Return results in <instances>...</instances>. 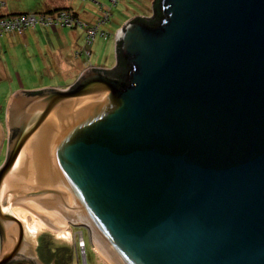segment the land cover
Here are the masks:
<instances>
[{
	"label": "water",
	"instance_id": "water-1",
	"mask_svg": "<svg viewBox=\"0 0 264 264\" xmlns=\"http://www.w3.org/2000/svg\"><path fill=\"white\" fill-rule=\"evenodd\" d=\"M160 8L118 29L123 73L11 98L0 264H45L46 240L72 264L71 233L29 231L19 201L86 230L111 264H264V0Z\"/></svg>",
	"mask_w": 264,
	"mask_h": 264
},
{
	"label": "rangeland",
	"instance_id": "rangeland-1",
	"mask_svg": "<svg viewBox=\"0 0 264 264\" xmlns=\"http://www.w3.org/2000/svg\"><path fill=\"white\" fill-rule=\"evenodd\" d=\"M48 1L49 0H6L5 7L7 6L6 11L18 10L20 13H22L25 12L22 10H27L25 12L27 13L28 11H32L36 8L40 9ZM72 1L75 4V8L80 11V17L83 22H87L85 18H87L88 16L89 18L91 17L93 19V22L95 21L94 25L91 26H97L96 24H99L101 22L100 19L105 16L103 10L108 9L107 11H112V13H110L109 21L99 27L109 33V38L105 39L104 37H101L99 35L100 37H97L93 42H91L92 45L88 46L87 41L85 39L86 33H84L83 29H79L80 32H82V34H80V48L75 50L74 52H70L69 54L66 53L68 57L71 56V58H73L75 63L78 62V64H80V61H83L84 65L90 67L94 66L102 69H113L117 64V55L115 53V36L117 34L118 29L122 28L130 19L134 18L135 16L151 17L154 15V8L152 7V3L155 0H116V2H114V0ZM41 27L43 26L25 28L23 29L21 34L19 32L13 31L12 33L3 32V34L0 35V120L2 119L3 122L1 124L0 121V127H2L3 130V141L1 144L3 148L0 146L2 149V151L0 152V167L6 162L9 150L7 149L10 139L9 127H7V104L14 96L15 92L19 90L37 91V89H48L49 87L56 89H59L61 87L60 89H66L68 88V86H70V84L72 85V83H65V78L67 77L68 79H70L72 71H70V69L69 72L56 69V64H58V62L64 65L66 63L64 58L57 57L55 55L58 51L56 50L58 46H55L53 44L51 35L46 34L45 38H40V43L44 47L42 55L37 47L35 50H33L32 53L30 47L25 46L24 44H21V46L18 47H11V44L9 45L8 37L6 36V34H15L16 36H23L26 31H34L37 28ZM43 28H52V31H55L53 29L56 28L65 29L63 27L61 28L58 26H45ZM68 29L70 28H66L65 30ZM89 52L91 53L90 56ZM67 59V63H70L69 61L72 62L70 58ZM3 114H6V116L4 117ZM19 202L22 203V201ZM31 220L32 219H30V221ZM67 229L68 231L73 232L75 236H77L76 245H78V243L82 240L79 236L81 233L80 231H85L83 236L85 237L84 240L87 247L85 258H87L88 264H107V261L105 260L106 258H104L92 246V243L90 242V236H88L86 230L79 227L75 228L69 223ZM73 246L76 247L75 244H73ZM78 251L79 253L76 256L75 249L73 248L71 258L73 264H78V261L80 264H83L85 260V258L82 257L79 248Z\"/></svg>",
	"mask_w": 264,
	"mask_h": 264
},
{
	"label": "crops",
	"instance_id": "crops-1",
	"mask_svg": "<svg viewBox=\"0 0 264 264\" xmlns=\"http://www.w3.org/2000/svg\"><path fill=\"white\" fill-rule=\"evenodd\" d=\"M3 1L6 3V0H3ZM7 5H8V3H7ZM6 9H7V6L4 9V11H3V13L6 14V15H11V14H13V15H15V14L16 15H22V14H24L27 11V10H22V11H25V12L20 13L18 10L6 11ZM58 9H63V10L69 9L70 11H73L76 15H79V18L81 19L80 11L75 8V4L73 3L72 0H49L40 9L36 8V9H33L32 11H28L27 13H29V14L30 13H32V14L33 13L40 14V13H44L46 11H56ZM14 12H18V13H14ZM85 20L87 21L86 23L89 25V27L91 25H94V23H95V21L93 22V19L91 17L89 18V16L87 18H85ZM96 25H99V24L97 23ZM56 29H53L55 31H52V28H43V27H41V28H37L34 31H28V32L26 31L23 34V36H19V35L16 36L15 34H12V35L11 34H6V36L8 37V43H9V45L11 44V47L12 46L13 47H18V46H21V44H24L25 46L30 47V50L32 51V53H33V50H35L36 47H37L39 49L41 55H42L43 51H44V47L40 43V38H45L46 34L51 35L53 44L55 46H58L57 49H56L58 51H57V53L55 55L57 57L64 58L65 63H66L64 65V64H61L60 62H58V64H56V69L57 70L60 69L61 71H66V72H69V69H70V71H72L70 79H68L66 77L65 78V83H67V84L72 83V85H73V83H76L79 80V77H81V74H83L84 71H86L87 69L91 68L90 66L84 65L83 61H80V64H78V62L75 63L73 58H71V56L68 57V55H66V53L69 54L70 52H72V51L74 52L75 50L80 48V45H79L80 44V39H81L80 34H82V32H80L79 29H81V28L74 29L75 31L74 30H70V29L65 30L66 28L65 29L56 28ZM99 29L103 30L102 28H99ZM77 30H79V31H77ZM103 31H105V30H103ZM38 37H39V39H38ZM97 37H100V36H97ZM85 39H86V36H85ZM116 45H117V43L115 42V53H116ZM88 46H89V44H88ZM29 55H31V54H29ZM90 55H91V53L89 52V56ZM67 58H70L72 60V62H74V63H72L71 61H69L70 63H67L66 62L68 60ZM92 67H94V66H92ZM99 67H101V66H99ZM68 87H70V86H68ZM49 88H51V87H49ZM62 88H65V87H62ZM10 101L8 103L9 105H10ZM8 104H7V106L9 107ZM6 114L5 115L3 114V116L5 117ZM0 121H1V124H2L3 123L2 119ZM72 247H73V245H72ZM73 248H75V247H73ZM21 264H23V263H21ZM27 264H29V263H27ZM72 264H73V262H72ZM78 264H80L79 261H78Z\"/></svg>",
	"mask_w": 264,
	"mask_h": 264
},
{
	"label": "built area",
	"instance_id": "built-area-1",
	"mask_svg": "<svg viewBox=\"0 0 264 264\" xmlns=\"http://www.w3.org/2000/svg\"><path fill=\"white\" fill-rule=\"evenodd\" d=\"M95 1V0H94ZM116 2V0H114ZM1 3V2H0ZM115 4V3H114ZM3 5V3H1ZM110 11H105V16L101 18V22L97 26H86L83 22L79 19L77 20L76 16L71 13V11L57 13L56 15H49V14H28V15H19V16H11V18H3L0 16V35L4 33H12L13 31L22 33L23 29L25 28H34L37 26L43 27H63V28H70V29H83L84 33H86V41L87 44L91 45V42L95 40L97 36H101L109 38L110 35L108 32L99 29L102 24L108 22L110 18ZM77 247L81 251L82 257L85 258L86 256V243L84 240H81ZM83 264L87 263V258H85Z\"/></svg>",
	"mask_w": 264,
	"mask_h": 264
},
{
	"label": "trees",
	"instance_id": "trees-1",
	"mask_svg": "<svg viewBox=\"0 0 264 264\" xmlns=\"http://www.w3.org/2000/svg\"><path fill=\"white\" fill-rule=\"evenodd\" d=\"M160 1L161 0H156L155 1V3H154V6H153V8H154V15L151 17V18H146V19H144V18H141V17H135V19H133V21L135 22V21H141V22H149L150 24H153V25H155V24H157V23H159L160 21H161V8H160ZM0 2L1 3H3V5H1V3H0V14H1V16L3 17V18H11V15H13V14H11V15H6V14H4L3 13V11H4V9L6 8L5 7V2L3 1V0H0ZM103 10V9H102ZM108 10V9H107ZM107 10H103L104 12L105 11H107ZM67 12V11H70L69 9H67V10H63V9H58V10H56V11H46V12H44L43 14H41V15H44V14H49V15H56L58 12L59 13H61V12ZM71 13H73L75 16H76V18H77V20L79 19V15H76L73 11H71ZM110 13H112V11H110L109 12V14ZM25 14H29V13H24L23 15H25ZM33 14H36V13H33ZM15 16H16V14H15ZM80 21L81 22H83L81 19H80ZM108 21H109V19H108ZM86 26H89L87 23H85V22H83ZM37 27H39V26H37ZM117 54H118V50H117ZM128 67L123 63V61L122 60H118V62H117V65H116V68H114V70H113V73L115 74V73H123L124 71H126V69H127ZM33 94H37L38 93V91L37 92H32ZM51 243H52V241H43V244H42V246H41V248H43L44 247V245L46 246V247H48V248H50V251H51V253H50V258L52 259L53 258V254H52V246H51ZM53 244V243H52ZM49 261H47L46 263H48ZM50 263V262H49ZM88 263V262H87Z\"/></svg>",
	"mask_w": 264,
	"mask_h": 264
},
{
	"label": "bare ground",
	"instance_id": "bare-ground-1",
	"mask_svg": "<svg viewBox=\"0 0 264 264\" xmlns=\"http://www.w3.org/2000/svg\"><path fill=\"white\" fill-rule=\"evenodd\" d=\"M19 213H18V218L22 219V212H23V208H26L27 210L31 211L34 213L35 217L33 218V215H28L27 216V227L29 228V231H34V229L31 227L35 221H37L38 223L42 224H53V226H61V228L64 231H68L67 226L68 225H64L62 224L54 215H51L49 213H46V211H38L37 209H35L31 204H27L25 202H19ZM30 219H32L30 221ZM30 224V226H29ZM70 232V231H68ZM72 236V235H71ZM73 236H72V242H73ZM96 250L104 257L106 258L101 251H99L97 248ZM106 260L110 263V261L106 258ZM111 264V263H110Z\"/></svg>",
	"mask_w": 264,
	"mask_h": 264
},
{
	"label": "flooded vegetation",
	"instance_id": "flooded-vegetation-1",
	"mask_svg": "<svg viewBox=\"0 0 264 264\" xmlns=\"http://www.w3.org/2000/svg\"><path fill=\"white\" fill-rule=\"evenodd\" d=\"M83 229V228H82ZM81 233H80V238L82 239V240H84V236H83V234L85 233V231H80ZM71 233V235L73 236V243H72V245L73 244H75V252H76V256H77V254L79 253V251H78V247H77V241H76V237L77 236H75V234L73 233V232H70ZM87 233V232H86ZM41 246H42V244L40 245V247L39 248H37L38 250H37V256H38V259L39 260H41L42 262H44L45 264H48L49 262V264H57L58 262H59V259H61V260H63L62 258H63V255L64 254H61V252H63V251H58L57 252V254H58V256L56 255V257L55 258H49V256H50V253H51V251H50V248H48V247H46L45 245H44V247L43 248H41ZM74 247V246H73ZM64 253V252H63ZM81 253V252H80ZM51 259V260H50ZM47 261H49L48 263H46ZM23 264H27V263H24V262H22ZM15 264H21V263H15Z\"/></svg>",
	"mask_w": 264,
	"mask_h": 264
},
{
	"label": "clouds",
	"instance_id": "clouds-1",
	"mask_svg": "<svg viewBox=\"0 0 264 264\" xmlns=\"http://www.w3.org/2000/svg\"><path fill=\"white\" fill-rule=\"evenodd\" d=\"M85 241V240H84Z\"/></svg>",
	"mask_w": 264,
	"mask_h": 264
}]
</instances>
